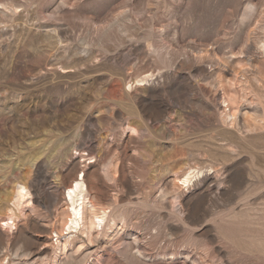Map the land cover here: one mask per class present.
Listing matches in <instances>:
<instances>
[{"label": "rangeland", "instance_id": "rangeland-1", "mask_svg": "<svg viewBox=\"0 0 264 264\" xmlns=\"http://www.w3.org/2000/svg\"><path fill=\"white\" fill-rule=\"evenodd\" d=\"M0 264H264V0H0Z\"/></svg>", "mask_w": 264, "mask_h": 264}, {"label": "bare ground", "instance_id": "bare-ground-1", "mask_svg": "<svg viewBox=\"0 0 264 264\" xmlns=\"http://www.w3.org/2000/svg\"><path fill=\"white\" fill-rule=\"evenodd\" d=\"M84 174V173H83ZM72 176V180L67 184V192H66V197L69 198L70 200V205H71V223L69 224V228L73 229H78L81 224L84 225V213H85V208L90 206L91 208L94 207V204L88 197V188L87 185L85 184L84 177L79 178V173L75 171V173ZM192 172H189L188 174H185L183 176V183H188L191 181L192 177ZM65 189V190H66ZM31 193L28 189V187L23 184V183H17L15 186V198L13 201V204L16 206L17 209L20 208V206L24 205L25 203H30V196ZM69 205V206H70ZM87 207V208H88ZM104 213H106L104 211ZM14 217H15V209L14 208H9V215L2 222V225L6 226H11L14 224ZM104 215H96L95 219H98V222L96 220L92 221L95 223V225H101L102 222L104 221Z\"/></svg>", "mask_w": 264, "mask_h": 264}]
</instances>
